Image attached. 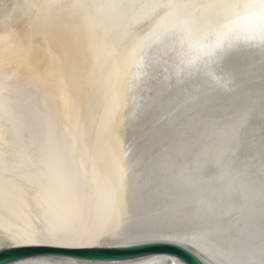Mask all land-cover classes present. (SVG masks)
<instances>
[{
    "label": "bare ground",
    "instance_id": "1",
    "mask_svg": "<svg viewBox=\"0 0 264 264\" xmlns=\"http://www.w3.org/2000/svg\"><path fill=\"white\" fill-rule=\"evenodd\" d=\"M81 2L84 6L73 7V0H55L51 6L46 0H0V239H11L0 249L158 242L122 244L108 236L118 225L163 230L157 213L176 204L177 197H211L212 184L165 186V178L173 180L190 164L193 151L209 158L228 155L236 161L240 181L257 191L264 179V64L258 56L234 59L231 91L198 94L181 110V122L191 124L210 113L226 116L242 99L254 100L243 146L217 129L193 148L189 129L183 141L162 153L173 118L164 113L141 119L134 113L157 95L158 84L165 86L168 57L162 59L154 49L151 79L137 88L132 52L141 41L154 39L151 33L163 10L140 7L149 0H115V7L108 6L113 0ZM234 203L242 210L239 258L261 264L259 203L253 206L242 194ZM48 232L64 235L48 241ZM32 239L41 242L29 243ZM169 243L206 264L195 242Z\"/></svg>",
    "mask_w": 264,
    "mask_h": 264
},
{
    "label": "snow or ice",
    "instance_id": "2",
    "mask_svg": "<svg viewBox=\"0 0 264 264\" xmlns=\"http://www.w3.org/2000/svg\"><path fill=\"white\" fill-rule=\"evenodd\" d=\"M257 0H149L140 5L153 11L163 10L153 30L154 39L141 41L132 52L133 80L136 87L146 85L155 69L153 50H159L164 59L165 86L157 85L158 93L137 106L138 118L157 117L164 113L172 117L175 126L168 135L169 144L162 147L167 153L172 144L183 141L192 131L193 148L199 139L210 130H219L229 140L243 146V132L250 119L255 101L243 100L231 108L226 116L210 113L201 117L198 123H182V109L191 106L198 94L216 92L220 89L231 91L236 83L233 61L244 54H253L264 64V39L259 42H241L238 26L247 19L244 15ZM55 0H46L51 6ZM84 6L81 0H73V7ZM109 7L117 6L115 0ZM135 7L136 5H132ZM188 9L208 10L205 14L188 13ZM233 34L238 38L225 43L224 37ZM247 35V32L243 33ZM169 53L172 55L169 56ZM195 83L197 87H190ZM239 85H237L238 87ZM264 108V98H262ZM179 114V115H178ZM190 164L181 167L173 180L165 178V186L175 182L179 187H192L194 184L214 185L211 197L202 194H182L177 203L166 205L157 215L165 226L163 230L141 231L117 226L109 233L122 244L158 241L193 243L200 249L206 264H254L240 259L239 244L241 209L234 203L235 197L243 195L253 206L259 203V247L264 254V179L259 190L244 185L236 171V161L226 154L217 153L209 158L204 152L193 151ZM163 166V165H162ZM264 167V165H262ZM126 172L121 168L122 175ZM195 177V179H194ZM123 223V219L121 220ZM63 233H46L48 241L62 239ZM29 243H40L32 239ZM10 238L0 239V245L7 246ZM33 264H61L54 261H34ZM141 264H176L175 259L148 258ZM264 264V260L261 261Z\"/></svg>",
    "mask_w": 264,
    "mask_h": 264
},
{
    "label": "water",
    "instance_id": "3",
    "mask_svg": "<svg viewBox=\"0 0 264 264\" xmlns=\"http://www.w3.org/2000/svg\"><path fill=\"white\" fill-rule=\"evenodd\" d=\"M154 257L169 261L175 259L176 264H203L191 251L169 242L89 248L29 245L0 249V264H24L42 260L75 264H136Z\"/></svg>",
    "mask_w": 264,
    "mask_h": 264
},
{
    "label": "clouds",
    "instance_id": "4",
    "mask_svg": "<svg viewBox=\"0 0 264 264\" xmlns=\"http://www.w3.org/2000/svg\"><path fill=\"white\" fill-rule=\"evenodd\" d=\"M244 15L247 19L241 22L238 29L241 33L239 39L241 42H259L264 39V0H257L249 8ZM247 32V35L243 33ZM238 37L233 34L225 36L224 42L228 43L236 40Z\"/></svg>",
    "mask_w": 264,
    "mask_h": 264
}]
</instances>
